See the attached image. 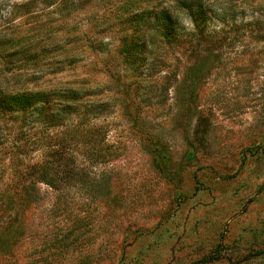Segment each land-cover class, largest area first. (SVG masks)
Masks as SVG:
<instances>
[{
	"label": "rangeland",
	"instance_id": "374dc122",
	"mask_svg": "<svg viewBox=\"0 0 264 264\" xmlns=\"http://www.w3.org/2000/svg\"><path fill=\"white\" fill-rule=\"evenodd\" d=\"M177 1L0 0V90L84 93L0 115V264H264V0ZM163 7L179 44L125 20Z\"/></svg>",
	"mask_w": 264,
	"mask_h": 264
},
{
	"label": "trees",
	"instance_id": "16d2710c",
	"mask_svg": "<svg viewBox=\"0 0 264 264\" xmlns=\"http://www.w3.org/2000/svg\"><path fill=\"white\" fill-rule=\"evenodd\" d=\"M194 0H178L176 3V8L184 12L187 17H190L195 23V27L203 25L206 21L207 8L203 3L198 2L194 3ZM134 4L132 1L127 3L126 7H131ZM133 8V7H132ZM127 17L125 18L128 24L134 25V31H138L141 27L144 29H153L158 34V37L162 40L163 43L172 45L179 44L182 42L184 37L188 34L183 33L184 27L180 23L179 17L174 10L171 8L163 7L158 9H142V10H130ZM205 20V21H204ZM196 37L195 42L198 45L206 35L203 34L202 29H196L194 32ZM134 35H132L133 42H130L126 45L127 50L126 54L128 55L124 61L129 67H132V64L138 60L140 57L139 49H136L138 46V41H134ZM3 45V43H0ZM131 50L133 52H131ZM130 51V52H129ZM33 52V51H32ZM31 52V53H32ZM130 58V59H128ZM140 59V58H139ZM193 93V92H192ZM192 96V95H191ZM84 97V93H80L76 90H68L62 92H48L43 90L38 91H22V92H4L0 90V115L27 112L29 110L38 111L40 114L47 115L46 111L51 108L53 105H59L62 112H69L74 110L75 102L79 101ZM55 102V104H52ZM91 109V106H89ZM52 110V109H51ZM50 110V113L52 111ZM60 111V110H57ZM50 115H47L49 117ZM51 118L40 119L44 124L49 121ZM56 118V115H55ZM102 148L97 150V154L101 153ZM57 160V158H56ZM57 166L58 162L53 161L49 165H39V180L50 188L57 190L58 182L57 179ZM101 184L97 185V190H100ZM214 257V253L206 255L204 258L206 260H211Z\"/></svg>",
	"mask_w": 264,
	"mask_h": 264
}]
</instances>
